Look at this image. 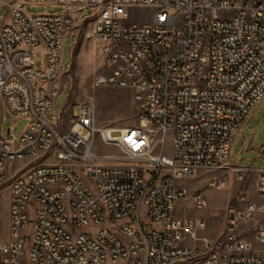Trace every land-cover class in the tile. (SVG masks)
<instances>
[{"label":"built area","instance_id":"1","mask_svg":"<svg viewBox=\"0 0 264 264\" xmlns=\"http://www.w3.org/2000/svg\"><path fill=\"white\" fill-rule=\"evenodd\" d=\"M6 3L0 105L30 123L8 137L0 121V181L10 162L27 161L10 186V239L0 243V264H264V167L230 165L234 142L264 98V0ZM47 3L79 15L26 10ZM133 8L151 9L153 20L132 22ZM86 22L110 69L99 83L136 91L138 123L118 137L97 126L93 105L80 107L69 128L55 110L67 35L78 36ZM98 133L122 154H99ZM199 170L253 176L262 199L241 191L215 241L199 234L206 219L175 214L190 197L207 208L201 190L191 194L181 183ZM228 183L207 180L217 190Z\"/></svg>","mask_w":264,"mask_h":264},{"label":"rangeland","instance_id":"2","mask_svg":"<svg viewBox=\"0 0 264 264\" xmlns=\"http://www.w3.org/2000/svg\"><path fill=\"white\" fill-rule=\"evenodd\" d=\"M4 5L0 8V22L9 23L11 21V10L6 2L12 3L15 0H2ZM26 10L30 14L37 13H70L78 17L79 12L64 6L47 4H29ZM132 22L148 23L153 20V11L148 8H133ZM93 15V10L88 9L83 17L89 18ZM93 23L86 22L82 25L78 36L67 35L64 45L62 63L64 72L60 77L61 94L58 97L57 109L60 113L65 109L72 108V116L79 115L80 107L84 105H93L96 109V124L102 132L108 137H118L121 129L134 126L138 123L137 115L139 103L136 100V91L129 87H118L111 84H101L99 79L102 76L109 75L110 69L107 60L98 50V45L91 37ZM42 54L38 53V65L42 64ZM1 117V105H0ZM53 119V117H51ZM64 128H69L71 119L67 112L63 115ZM29 119L15 118L10 112L6 113L4 119V129L6 136H19L29 125ZM247 127L242 128L236 141L234 142L230 165L232 167H264V98L258 102L246 120ZM13 127V134L8 130ZM97 151L99 154L111 153L117 156L122 154L119 147L109 146L103 142L101 135L96 134ZM171 152V148L168 149ZM23 169L17 173L26 169ZM16 173V174H17ZM7 174V172H6ZM15 174V175H16ZM6 175L4 181H0V243L9 241V233H6L8 223V214L6 211V193L2 190L7 187L11 193L10 186L14 176ZM226 177L228 186L225 189L217 190L207 184L210 177ZM189 187L190 193L201 190L208 200V206L205 209H199L190 197L186 200L177 202L178 217L188 218L191 221L200 219L207 220V228L200 231V236L208 238L221 237L225 231L228 210L236 204L237 195L241 191H248L256 201L262 200L255 192V183L253 176L246 181H240L233 170L211 171L199 170L195 176L187 181L181 182ZM32 230V225L27 231ZM193 246L195 243L191 240L186 242ZM200 248L203 244L198 242Z\"/></svg>","mask_w":264,"mask_h":264},{"label":"crops","instance_id":"3","mask_svg":"<svg viewBox=\"0 0 264 264\" xmlns=\"http://www.w3.org/2000/svg\"><path fill=\"white\" fill-rule=\"evenodd\" d=\"M3 3V1L1 0L0 1V4ZM253 109V108H252ZM56 112H59L57 107H56ZM9 111L3 109V107L1 106V117H0V121L2 120V118L4 117L5 119V115L6 113H8ZM67 112L68 114V117L70 119H72V108L71 109H65L64 112H62V114L64 115L65 113ZM60 113V112H59ZM15 120L19 119L17 116L15 115H12ZM248 119V118H247ZM27 165V161H14V162H10L8 165H7V176L9 177H12L13 175H15L18 171H20L21 169H23L25 166ZM2 192L6 193V211H7V214H8V223H7V227H6V233L8 234L9 233V239H10V226H11V193L9 191V189L7 187H5ZM178 213V208H176V216ZM219 237H216V238H209L211 239L212 241H215L217 240Z\"/></svg>","mask_w":264,"mask_h":264},{"label":"water","instance_id":"4","mask_svg":"<svg viewBox=\"0 0 264 264\" xmlns=\"http://www.w3.org/2000/svg\"><path fill=\"white\" fill-rule=\"evenodd\" d=\"M8 133H9V130H8Z\"/></svg>","mask_w":264,"mask_h":264}]
</instances>
